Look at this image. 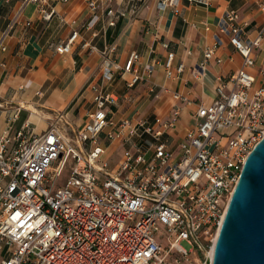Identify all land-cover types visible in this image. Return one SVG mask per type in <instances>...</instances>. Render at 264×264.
Returning <instances> with one entry per match:
<instances>
[{
	"label": "built area",
	"instance_id": "obj_1",
	"mask_svg": "<svg viewBox=\"0 0 264 264\" xmlns=\"http://www.w3.org/2000/svg\"><path fill=\"white\" fill-rule=\"evenodd\" d=\"M90 12L84 25L92 31L103 22L114 27L123 10L98 13L96 0H83ZM157 9L178 12L180 2L208 7L212 0H155ZM68 0H22L36 7L44 21L55 14L52 3ZM130 4L134 0H129ZM256 7L264 12V0ZM132 14L137 8L132 5ZM233 10L221 26L242 57L238 72L215 88L209 105L190 113L191 124L176 133L187 96L174 93V107L153 120L116 119L118 98L102 88L118 72L128 73V89L143 80L133 71L140 55L132 52L123 67L112 62L114 46L100 52L101 84H91L92 108L69 136L64 115L35 134L28 126L0 134V264H209L225 210L247 155L264 136V67L256 75L254 53L264 41V25L245 36ZM21 22L10 20L0 37L11 36ZM25 28L31 23L25 22ZM73 32L56 51L67 54L79 37ZM90 51L96 47L84 42ZM213 48L192 70L203 77ZM164 62L167 78L184 65ZM217 62L220 63L218 60ZM151 73L152 67L145 66ZM62 124V125H60ZM69 175L57 185L65 169ZM186 242L187 252L180 245Z\"/></svg>",
	"mask_w": 264,
	"mask_h": 264
},
{
	"label": "crops",
	"instance_id": "obj_2",
	"mask_svg": "<svg viewBox=\"0 0 264 264\" xmlns=\"http://www.w3.org/2000/svg\"><path fill=\"white\" fill-rule=\"evenodd\" d=\"M21 1L0 0V37L10 20L21 22L3 40L5 50L0 51V134L8 129L11 136L24 126L41 134L59 114L72 129L80 128L85 113L92 108L89 86L102 83L100 52L114 46L109 58L120 67L132 52L140 55L133 71L143 77L131 89L125 85L128 73L122 77L118 72L112 81L103 83L104 91L118 98L113 107L116 119L152 121L155 116H165L175 105L173 94L179 93L191 102L183 105L176 129L181 137L191 124L190 113L201 104L209 105L215 88L241 68L242 57L221 26L225 12L238 14L244 38H253L264 25V12L256 7L258 0H212L208 7L184 1L177 13L172 8L157 9L155 0H134L133 4L129 0H96L100 15L112 8L123 10L125 16L114 27L96 24L93 30L97 37L92 38V31L84 29L90 12L83 0L53 2L55 14L50 21H44L32 4L22 8ZM132 5L137 8L135 14ZM27 21L29 28L23 25ZM73 32L80 35L71 51L59 54L56 48ZM84 42L97 50L90 51ZM207 48H213L214 55L197 80L192 70L202 62ZM170 52L174 53V65H184V72L176 79L167 78L164 72ZM254 61L250 72L256 75L264 67V41L255 51ZM148 65L152 67L150 74L144 71Z\"/></svg>",
	"mask_w": 264,
	"mask_h": 264
},
{
	"label": "water",
	"instance_id": "obj_3",
	"mask_svg": "<svg viewBox=\"0 0 264 264\" xmlns=\"http://www.w3.org/2000/svg\"><path fill=\"white\" fill-rule=\"evenodd\" d=\"M209 264H264V136L245 159Z\"/></svg>",
	"mask_w": 264,
	"mask_h": 264
},
{
	"label": "rangeland",
	"instance_id": "obj_4",
	"mask_svg": "<svg viewBox=\"0 0 264 264\" xmlns=\"http://www.w3.org/2000/svg\"><path fill=\"white\" fill-rule=\"evenodd\" d=\"M71 124H72V123H71ZM72 126H73L74 128H76L74 125H72ZM65 129H66L67 133L69 134V136H72V134H71V130H72L71 126L68 125ZM68 175H69V169L66 168L65 171L63 172L62 177L59 179L57 185H59V186L62 185L63 182L65 181V179L67 178ZM180 245H181V247H182L183 249H185L187 252H189V251L191 250V247H190L186 242H181Z\"/></svg>",
	"mask_w": 264,
	"mask_h": 264
}]
</instances>
